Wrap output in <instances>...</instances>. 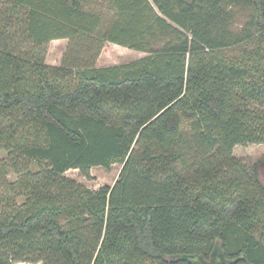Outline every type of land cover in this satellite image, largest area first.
I'll return each instance as SVG.
<instances>
[{
  "label": "trees",
  "instance_id": "trees-1",
  "mask_svg": "<svg viewBox=\"0 0 264 264\" xmlns=\"http://www.w3.org/2000/svg\"><path fill=\"white\" fill-rule=\"evenodd\" d=\"M263 142L264 0H0V264H264Z\"/></svg>",
  "mask_w": 264,
  "mask_h": 264
},
{
  "label": "rangeland",
  "instance_id": "rangeland-1",
  "mask_svg": "<svg viewBox=\"0 0 264 264\" xmlns=\"http://www.w3.org/2000/svg\"><path fill=\"white\" fill-rule=\"evenodd\" d=\"M105 43L98 55V57L101 55V60L104 59L102 61L103 63H126L147 55L146 52L130 49L114 43H110V45L113 47L111 48L108 46V44ZM67 44L68 40L49 41L47 43V51L45 56L46 63L52 65L59 64L62 55L66 50ZM232 153L235 157L242 159L245 163L251 164L264 155V142L236 144L233 146ZM120 169V163H113L108 169L100 166H93L89 169L88 174H84L78 169H68L65 171V175L74 178L75 180L83 183L90 188L97 189L103 185H112L116 180ZM21 264L41 263L22 262Z\"/></svg>",
  "mask_w": 264,
  "mask_h": 264
},
{
  "label": "crops",
  "instance_id": "crops-1",
  "mask_svg": "<svg viewBox=\"0 0 264 264\" xmlns=\"http://www.w3.org/2000/svg\"><path fill=\"white\" fill-rule=\"evenodd\" d=\"M56 40H61V41H65V40H68L67 38H59V39H53V40H51V41H56ZM110 43H112V42H106L105 44H108V46L109 47H111V48H113L111 45H110ZM114 44H116V43H114ZM118 45V44H117ZM108 47V48H109ZM124 47V46H123ZM101 55L97 58V60H96V66L97 67H103V66H108V65H113V64H116V63H103L102 61L104 60V59H102L101 60ZM22 262H16V263H14V264H21Z\"/></svg>",
  "mask_w": 264,
  "mask_h": 264
},
{
  "label": "water",
  "instance_id": "water-1",
  "mask_svg": "<svg viewBox=\"0 0 264 264\" xmlns=\"http://www.w3.org/2000/svg\"><path fill=\"white\" fill-rule=\"evenodd\" d=\"M199 264H227L221 258H214L212 261H201Z\"/></svg>",
  "mask_w": 264,
  "mask_h": 264
}]
</instances>
